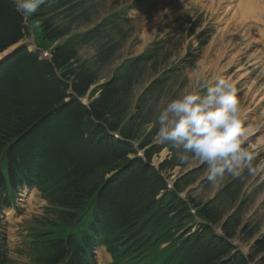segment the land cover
<instances>
[{"label": "trees", "instance_id": "16d2710c", "mask_svg": "<svg viewBox=\"0 0 264 264\" xmlns=\"http://www.w3.org/2000/svg\"><path fill=\"white\" fill-rule=\"evenodd\" d=\"M89 2L50 0L24 25L14 2L0 0V55L26 36L51 54L42 59L37 50L19 47L0 63V159L7 164V172L0 171V199L21 182H30L50 204L48 218L29 228L28 264H94L89 254L97 244L106 246L111 264H264V235L246 256L230 243L235 228L240 230L237 238L254 235L248 225L238 227L240 214L218 224L217 212L179 196L183 190L177 180L172 190L166 188L163 171L178 161L149 165L162 145H150L149 138L136 141L139 149L150 145L145 161L129 157L136 153V136L118 115L134 86L132 73L153 63L156 49L146 63L133 62L101 84L96 71L74 68L75 54L68 48L78 41L101 43L122 14L101 19L82 35H68L73 23L83 20ZM54 8H61L60 13ZM60 17L64 22L57 25ZM60 39L64 41L54 44ZM105 47L95 64L110 60L114 49L108 43ZM176 70L163 69L155 84H166L164 78ZM153 87L149 84L136 96L134 116ZM74 95L87 100V107ZM5 176L13 183L8 190ZM89 211L92 215L86 216ZM0 264L17 263L6 260L0 249Z\"/></svg>", "mask_w": 264, "mask_h": 264}, {"label": "rangeland", "instance_id": "374dc122", "mask_svg": "<svg viewBox=\"0 0 264 264\" xmlns=\"http://www.w3.org/2000/svg\"><path fill=\"white\" fill-rule=\"evenodd\" d=\"M164 1L166 2L165 8L159 10L156 16H151L150 19L137 14L138 11L136 10L130 12L134 17L132 32L128 38L121 40V44L114 49L110 60L101 62V64H95L98 60L97 55L100 54L97 41H78L70 46L68 49L74 52L75 60L77 61L76 65L74 64V68L83 70L82 67H85L84 69L96 71L98 76L96 83L101 84L113 77L120 76L118 71L121 64L131 61V59L128 60L130 57H135L140 50L146 48L152 40L157 38L160 24L170 21L171 18L175 17L176 11H185L195 25L198 24L199 18L197 15L200 9L198 1ZM131 2L133 0H94L96 5L92 2L86 3V12L82 16L83 20L74 22L72 31L68 35L78 36L84 34L90 27L99 22L105 11L109 10H105V6L113 7L126 3L128 5ZM54 10L60 13L61 8H54ZM53 11L49 14L51 15V19L54 18ZM211 12L209 8H202L201 20L199 22L201 26L193 29L192 33H195V35L183 42L181 48L174 50V53L165 50L155 57L153 63L142 64L132 73L135 77L134 86L131 90H128L129 96L122 100L124 109L120 112L118 118H121L124 122L127 121V126L135 133L136 140L133 143H135L134 146L137 151L139 148L136 141L142 142L146 138L150 140L158 138L157 127H153L152 125L159 111L170 98H174L190 83L198 67L207 69V77L210 83L214 82L217 77H223L234 84L241 107L242 128L245 130L241 147L251 157L239 176L233 177L226 174L222 180L213 184L206 178V164L192 159L188 162H181L178 157L183 153V150L171 148L164 141L156 143L162 146L159 152L152 154L150 160L155 166H158L166 160L172 162L176 159L178 164H172L173 167L165 169L163 173L169 177L168 180H177L181 190L186 191L188 196L195 199L198 203L208 206L212 211L217 212L219 214L218 224H225L234 214H240L241 224L238 227L241 228L242 224L245 223L249 228L253 229L254 237L247 240L245 236L240 234L237 238L236 235L240 230L235 228V236L232 243L239 246L242 251L249 253L250 243L259 236L264 235V48L260 47L253 50L252 48H246L247 44L244 46L240 45V43L234 45L233 40H223V34L220 31L216 32V29L211 30L212 34L215 32L216 34L212 39L210 37L209 43L207 42L208 45L206 44L207 46L205 45L200 48L195 36L201 31L202 33L206 31L205 27L213 19ZM261 12H263V15L258 22L260 30L264 29V9H261ZM62 22H64L62 17L55 21L57 25ZM253 31V27L245 30V38L247 40L254 39ZM23 42L29 44L30 49L35 48L32 36L25 38ZM256 42L260 44L264 43V38L259 37L258 32L256 33ZM14 46L9 47L0 57L10 52ZM185 51H191L194 55L199 56V59L193 64L194 66L187 70L184 68H180V70L173 68V71L179 72L170 78H164L166 84H155L160 79V74L166 65L177 64L184 56ZM247 54L254 56L252 60L246 57ZM44 56L49 57L47 54ZM177 66L179 67V65ZM155 78L156 80L153 81ZM149 84L154 85V90L146 94V105L139 111V116H134L133 114L138 103H136L135 96ZM248 130L250 132L246 134ZM185 171H189V173L185 177L179 178ZM34 199L37 200L34 209L28 208L27 211H20V216L8 214L3 226L4 235L8 241L9 254L12 258H16L15 261L20 263L27 262L28 258L16 253L12 243L15 240L19 245L23 241L24 238L20 239V233L24 230L27 223L25 220H29L32 215L36 214V209L40 208L38 206V198L35 197ZM33 200L31 203H33ZM15 218L16 220H12ZM96 259L98 263L106 264L103 252L96 253Z\"/></svg>", "mask_w": 264, "mask_h": 264}, {"label": "clouds", "instance_id": "9594fccd", "mask_svg": "<svg viewBox=\"0 0 264 264\" xmlns=\"http://www.w3.org/2000/svg\"><path fill=\"white\" fill-rule=\"evenodd\" d=\"M15 3L27 20L50 0ZM152 126L157 127L159 140L183 150L178 157L181 162L192 159L206 164V178L213 184L226 174L239 176L250 161V154L241 147L245 130L237 90L223 77L210 83L207 69H196L190 83L164 104Z\"/></svg>", "mask_w": 264, "mask_h": 264}, {"label": "bare ground", "instance_id": "6f19581e", "mask_svg": "<svg viewBox=\"0 0 264 264\" xmlns=\"http://www.w3.org/2000/svg\"><path fill=\"white\" fill-rule=\"evenodd\" d=\"M11 48V47H10ZM11 53V51L10 52H8V53H6L3 57H6L7 55H9ZM3 57H1V58H3ZM250 131L248 130L247 132H246V134H248ZM247 137V136H246ZM18 188V187H17Z\"/></svg>", "mask_w": 264, "mask_h": 264}]
</instances>
